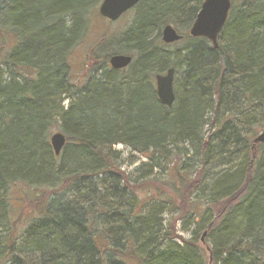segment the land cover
Masks as SVG:
<instances>
[{"label":"trees","instance_id":"16d2710c","mask_svg":"<svg viewBox=\"0 0 264 264\" xmlns=\"http://www.w3.org/2000/svg\"><path fill=\"white\" fill-rule=\"evenodd\" d=\"M98 1L0 0V264H264V0H231L216 49L188 36L201 1L142 0L75 85L69 57ZM167 25L184 43L171 55ZM116 54L133 62L113 71ZM169 68L181 77L167 109L154 76ZM117 145L145 160L127 177ZM157 174L163 190L143 200L134 187ZM19 184L36 214L20 233ZM169 214L192 219L187 242Z\"/></svg>","mask_w":264,"mask_h":264},{"label":"rangeland","instance_id":"374dc122","mask_svg":"<svg viewBox=\"0 0 264 264\" xmlns=\"http://www.w3.org/2000/svg\"><path fill=\"white\" fill-rule=\"evenodd\" d=\"M99 0V4L100 5ZM202 2L203 0H189V6L195 7L196 5H199L198 2ZM98 8V7H97ZM135 7L133 10L129 11L128 13L124 14L118 21L109 23L105 20H103L101 17H99L97 13V9L95 11L96 16L90 21V27L86 34V37L76 46L75 49L70 54V70H71V80L73 84H77L81 82L89 72V67L91 66V63L93 60H95L96 57L93 56V52H95L97 55L98 53L97 49L101 43H104V39H107L109 37H112V35H117L120 33H123L127 28L131 26V21L133 20V17L135 15L134 12ZM174 28V27H173ZM176 30V28H174ZM179 32L184 33L182 30H179ZM161 36V35H160ZM184 43H180L179 45L172 44L169 45L167 48V54L174 50L175 48L183 47ZM3 53L5 52V48L3 47ZM181 70H177L174 74V81L180 79ZM174 84V82H173ZM66 104V103H65ZM209 127L205 126L203 130L205 132H212L213 129L210 131L208 130ZM56 133H58L56 131ZM118 156H120V161L122 162V171L125 172V177H127L130 173L134 171L136 167H139V164L141 162H145V160L132 153L129 149L125 148L123 145H117L113 147L112 149ZM130 162H134V165H130ZM196 168V167H195ZM219 169V167H218ZM195 170V169H194ZM194 170H192V177ZM217 170V169H216ZM132 177V176H131ZM133 178V177H132ZM163 178L160 175H156L152 177L149 181L142 182L140 185L134 187L136 193L140 198L143 200L148 197L149 193H152V191H162L163 187H161L160 182ZM131 182L133 179H129ZM168 193H171L170 187L168 188ZM34 195L32 192L29 191V187L23 184H19L18 186H15L14 191L11 194V209L9 214V219L14 227L16 228L15 232L20 233L22 229L26 227V225L29 223V220L34 217L35 209L32 205ZM149 199L145 200L148 201ZM34 209V210H33ZM170 215V214H169ZM169 216H166V220L169 221ZM170 219L172 221L173 225V237L176 239L175 241L179 244H182L183 242H187L188 239L192 238V231L193 225H189L188 222H190L192 219L188 220L184 217H181L180 215H170ZM185 225H189L187 227L188 232L184 233L180 229ZM185 227V229H186ZM200 234L197 237V242L200 244V247H202L200 243ZM204 249V248H203Z\"/></svg>","mask_w":264,"mask_h":264},{"label":"water","instance_id":"95a60500","mask_svg":"<svg viewBox=\"0 0 264 264\" xmlns=\"http://www.w3.org/2000/svg\"><path fill=\"white\" fill-rule=\"evenodd\" d=\"M142 0H101L97 8L99 17L109 23L116 22L123 14L132 10ZM194 22L188 29V36L193 39L203 38L210 43L211 47L216 49L218 45L217 38L222 31V27L227 22V17L232 9L230 0H203L200 5ZM160 41L165 46L178 43L181 39L172 26L167 25L161 31ZM133 62V57L130 55H113L108 61L107 65L111 70L121 71L128 68ZM155 94L160 104L170 109L175 101L174 98V69L154 76ZM66 138L60 133H53L50 137L49 145L52 147L53 154L58 157L65 144ZM264 145V128L259 134L253 138L252 147L255 145ZM207 231L202 233L199 240L204 250L210 254L205 243ZM210 264V259H209Z\"/></svg>","mask_w":264,"mask_h":264},{"label":"flooded vegetation","instance_id":"af4514ba","mask_svg":"<svg viewBox=\"0 0 264 264\" xmlns=\"http://www.w3.org/2000/svg\"><path fill=\"white\" fill-rule=\"evenodd\" d=\"M202 2H203V1H202ZM202 2H201V3H202ZM219 35H220V34H219ZM217 39H218V38H217ZM204 40H205V39H204Z\"/></svg>","mask_w":264,"mask_h":264}]
</instances>
